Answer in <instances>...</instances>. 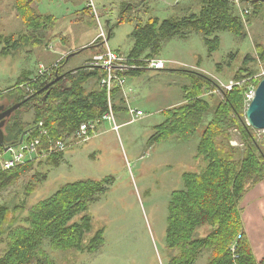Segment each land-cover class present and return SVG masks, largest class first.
Instances as JSON below:
<instances>
[{"label": "trees", "instance_id": "1", "mask_svg": "<svg viewBox=\"0 0 264 264\" xmlns=\"http://www.w3.org/2000/svg\"><path fill=\"white\" fill-rule=\"evenodd\" d=\"M37 1H14V14L24 28L17 34L0 35L1 56H10L12 49L18 47H29L31 53L52 44L58 20L54 15L39 13L35 7ZM193 4L194 7L183 8L181 13L167 19L154 17L145 23L139 15L141 6L125 7L119 24L136 22L130 35L134 42L128 54L130 61L141 65L140 60L145 58H161L168 42L187 41L196 34L204 37L208 54L212 56L221 49L222 32L246 41L247 26L264 6L261 2L252 4V15L243 16L239 3L233 0H196ZM179 5L180 2L174 6L178 11ZM82 11L87 13L81 14L83 21L90 19L98 26L91 7ZM109 32L112 38L113 29ZM105 49L101 39L78 51L69 49L56 66L43 65L47 68L43 77H39V71L33 78L22 74L14 87L1 90L0 102L8 98L15 105L28 99L6 124V145H18L24 135L25 139L34 140L40 136L36 126L42 122L48 136L42 137L37 148L38 157H43L38 165L59 167L64 153L44 156L43 152L71 138L82 123L97 121L109 110L107 91L99 85L104 69L90 67V60L69 72L64 66L71 57L85 50H92L95 55ZM255 50L256 57L248 54L234 75L239 84L230 91L222 89L220 95L216 94L217 83L207 76L187 69L175 70L184 73L191 83L183 89L184 101L163 111L165 119L155 126L150 143L173 137L189 141L204 126L196 159L205 160L207 166L201 172L183 174L185 189L172 193L166 229L171 251L169 264H196L205 251L210 252L208 264H264V259L257 261L245 235L242 207L246 194L264 180V133L247 126L245 117L246 94L264 78L256 79V71L248 67L250 63L264 66V43H257ZM229 57L228 66L232 67L236 53ZM218 69L222 70L221 64ZM145 70H129L124 76L140 75ZM58 76L63 78L46 89L45 85ZM91 79L98 81V89L87 90L86 84ZM112 93L114 112L118 115L127 111L121 89L116 88ZM206 95L209 100L204 98ZM32 110L34 119L24 120L23 113ZM210 115L212 119L205 124ZM233 132L238 133L242 146L234 145ZM36 169L35 161L31 160L10 170H3L0 162V264H58L47 246L62 252H99L105 242L104 232L93 229L89 210L101 194L110 190L108 186L114 178L110 175L67 183L50 198L30 205L28 199L47 179L46 173ZM33 171H36L33 180L25 188L26 200L12 204L4 198L1 203L5 192ZM24 213H27L25 217ZM204 227L210 229L209 233L197 236Z\"/></svg>", "mask_w": 264, "mask_h": 264}, {"label": "rangeland", "instance_id": "2", "mask_svg": "<svg viewBox=\"0 0 264 264\" xmlns=\"http://www.w3.org/2000/svg\"><path fill=\"white\" fill-rule=\"evenodd\" d=\"M14 1L0 0V35L17 34L24 28L21 19L14 14ZM91 1L105 30L109 32L113 29L112 38L109 40L108 37L110 48L128 55L134 43L130 35L136 22L125 21L119 24L125 7L130 4L141 6L139 15L145 23L150 18L167 19L181 13L183 8L194 7L196 0H38L35 3L37 11L54 15L58 20L53 32L55 38L49 47L37 48L31 53L29 47H18L12 49L10 56L0 55V90L14 87L22 74H29L33 78L40 70V64L49 66L60 58V50L78 51L97 40L100 30L95 19L94 22L81 19V14H87L82 10ZM233 1L239 3L242 11L250 10L249 15L253 12L252 4L261 2ZM178 2L180 11L174 8ZM247 31L249 37L246 41L236 39L229 32L220 33L221 49L212 56H209L204 37L200 34L192 35L187 41L175 39L168 42L161 58L185 65H171L162 71L145 70L140 75L128 76L129 85L135 88L130 94V105L144 113L142 119L126 124L129 120L126 109L118 115L115 113L120 126L118 131L113 129L112 124L105 122L98 127L99 134L91 141H71L59 167L40 168L38 164L43 157L34 156V159H29L35 161L36 171L40 170L47 175V179L28 199L30 205L50 198L67 183L102 179L110 175L114 178L108 186L110 190L101 194L89 210L93 218V229L104 232L102 249L94 254H82L76 250L54 251L47 246L48 252L58 264H169L171 251L166 229L172 193L185 189L183 174L198 173L207 166L205 160L196 159L204 126L189 141L182 142L173 137L152 145L150 139L155 133V126L165 119L163 111L182 103L183 89L191 83L184 73L176 69L198 72L215 81L218 86L235 81L234 75L248 54L256 57V44L264 43V6L247 26ZM231 53H236V57L232 67H229ZM92 54V50H85L71 57L65 65L66 71L84 66ZM219 64L221 71L218 69ZM248 67L256 71V77L264 75L263 65L250 63ZM216 89V94L220 95L218 87ZM137 94L139 99L133 101ZM204 98L209 100V95ZM3 102L11 104L13 100L7 98ZM23 114L24 120L31 122L35 111ZM211 119L212 115L207 117L205 124ZM233 135V143L242 146L238 133L233 132ZM3 158H10V152L4 153ZM36 171L26 175L5 192L1 203L4 198L12 204L24 202L25 188L33 180ZM207 233L208 230H205L202 235ZM209 256L210 252L205 251L196 264H208Z\"/></svg>", "mask_w": 264, "mask_h": 264}, {"label": "built area", "instance_id": "3", "mask_svg": "<svg viewBox=\"0 0 264 264\" xmlns=\"http://www.w3.org/2000/svg\"><path fill=\"white\" fill-rule=\"evenodd\" d=\"M89 7H91L93 14L96 16L97 24L100 30L97 39H101L103 41L106 49L100 53L95 54L92 59L88 62V65L92 68L100 67L105 70V74L101 77L99 85L101 88L105 89L108 94V103L109 110L97 121H88L86 123H82L77 129L71 138L60 141L56 143L54 146L50 147L49 152H43V155H54L65 153L68 148V145L71 141H80L87 142L89 141L93 134L97 132L98 126L105 122H109L112 124L113 129L118 131L120 126L117 124L114 108H113V91L116 88H120L122 91V95L127 96V78L124 76V73L129 70H156L161 71L167 69L169 66H179V62L173 60H166L162 58H145L140 60L142 62L141 65L131 62L128 58V55L117 53L112 50L109 46L108 41V32L105 30V27L101 23V19L98 15L96 7L93 5L91 1L89 3ZM250 10L244 9L243 16L249 15ZM172 63V64H170ZM185 64H181L183 66ZM47 72V68L43 65L40 66L39 77H43ZM263 76H257L256 79L262 78ZM239 83L236 81H231L228 84H219V91L222 89L232 90L233 87L238 85ZM257 87L254 85L250 88V90L246 94V105L247 107L250 105L252 100L255 98ZM3 94L0 91V96ZM127 114L129 116V120L126 124H132L141 119L144 113L141 110L135 109L131 107V105L127 104ZM36 129L39 131L40 136L35 138L32 141L29 139L23 140L21 144L16 146H10L8 150H3L0 152V162L3 170H10L15 168L21 164H24L29 159H34V156H38L37 148L41 145L42 137L48 136V131L44 128V124L39 122L36 126ZM235 145V144H234ZM10 152V158H3L4 153Z\"/></svg>", "mask_w": 264, "mask_h": 264}, {"label": "crops", "instance_id": "4", "mask_svg": "<svg viewBox=\"0 0 264 264\" xmlns=\"http://www.w3.org/2000/svg\"><path fill=\"white\" fill-rule=\"evenodd\" d=\"M67 51L68 50H65V49L60 50L59 51L60 58L58 60H56L53 64H56L60 59H62L64 56H66L65 54L68 53ZM92 56H94V54H92ZM92 56H90L88 61L91 59ZM88 61L85 62V65L87 64ZM40 65H44V64H40ZM40 65H39V67H40ZM64 70L66 71L65 66H64ZM66 72H69V71H66ZM30 78H32V77H30ZM126 87H127V96L122 95V97L125 100V105H127V104L130 105L131 104L130 103V94L133 93V90L135 88L132 87L131 85H129L128 78H127V86ZM86 88L89 91H92L94 89H98L99 88L98 81L96 79H91L86 84ZM135 91H134V93H135ZM135 95L133 97V101L134 100L137 101L140 97L139 94H137V97H135ZM119 113H121V112H119ZM121 116L122 115H120V117ZM143 117H144V115H143ZM143 117H141V119ZM121 119H123V118H121ZM127 122H128V120L126 121V123ZM99 129L97 130L96 133L93 134L92 138L89 141H91L93 138H95L96 135L99 134ZM242 207H243V222H244L245 235L251 243V246H252V249H253V252L255 254L257 261L261 262L264 259V180L246 194V196L244 197L243 202H242ZM205 230H208V232H209L210 229L208 227L202 228L199 232H197V236H199V237L205 236V234L202 235L203 231H205Z\"/></svg>", "mask_w": 264, "mask_h": 264}, {"label": "water", "instance_id": "5", "mask_svg": "<svg viewBox=\"0 0 264 264\" xmlns=\"http://www.w3.org/2000/svg\"><path fill=\"white\" fill-rule=\"evenodd\" d=\"M264 2V0H254V2ZM109 40H110V32H109ZM86 48V47H85ZM63 76H58L56 79L50 83L45 85V88H49L54 86L57 82H59ZM25 100L23 102H19L15 105H12L10 108L0 113V149L5 148V150L9 149V146L6 145L5 142V127L10 118L14 115V113L21 108ZM5 107L0 106V111H2ZM246 124L247 126L257 130L264 131V78L260 81L257 89L255 98L252 100L250 105L246 108L245 111ZM25 136V135H24ZM24 136L20 140L21 144L24 140Z\"/></svg>", "mask_w": 264, "mask_h": 264}, {"label": "flooded vegetation", "instance_id": "6", "mask_svg": "<svg viewBox=\"0 0 264 264\" xmlns=\"http://www.w3.org/2000/svg\"><path fill=\"white\" fill-rule=\"evenodd\" d=\"M13 104H6V103H4V102H0V106H3V107H5L2 111H0V113L1 112H4L5 110H7L8 108H10L11 106H12Z\"/></svg>", "mask_w": 264, "mask_h": 264}, {"label": "bare ground", "instance_id": "7", "mask_svg": "<svg viewBox=\"0 0 264 264\" xmlns=\"http://www.w3.org/2000/svg\"><path fill=\"white\" fill-rule=\"evenodd\" d=\"M115 113V112H114ZM99 127V126H98Z\"/></svg>", "mask_w": 264, "mask_h": 264}]
</instances>
